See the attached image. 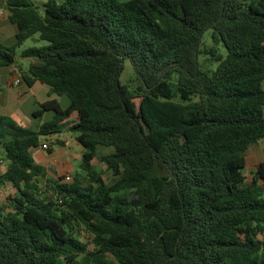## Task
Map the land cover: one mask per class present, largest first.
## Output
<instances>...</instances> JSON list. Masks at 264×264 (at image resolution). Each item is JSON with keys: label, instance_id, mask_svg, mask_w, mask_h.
<instances>
[{"label": "trees", "instance_id": "obj_1", "mask_svg": "<svg viewBox=\"0 0 264 264\" xmlns=\"http://www.w3.org/2000/svg\"><path fill=\"white\" fill-rule=\"evenodd\" d=\"M5 6L0 66L36 34L19 75L67 104L39 103L52 113L33 129L0 114V264H264V161L243 174L264 138V0ZM61 131L81 147L68 181L30 155Z\"/></svg>", "mask_w": 264, "mask_h": 264}, {"label": "rangeland", "instance_id": "obj_2", "mask_svg": "<svg viewBox=\"0 0 264 264\" xmlns=\"http://www.w3.org/2000/svg\"><path fill=\"white\" fill-rule=\"evenodd\" d=\"M6 0H0V45L2 47L10 48L13 45V33L14 26L6 20ZM40 1V0H33ZM42 1V0H41ZM2 13V14H1ZM207 34V31L203 33V36ZM204 43H208V39H203ZM46 44L45 41L39 40L36 34L26 38L19 46L14 47L15 63L8 66H0V114L10 117L15 123L28 127L35 128L36 125L42 121H46L51 116V110H43L41 113L35 114L39 109V103L43 100L54 97L56 98L60 107H64L67 104L65 96H47V86L40 82H35L33 86H27L20 77L19 70H25L28 60L21 58L19 52L21 49L29 46H42ZM221 51V49H220ZM15 65L17 73H13L10 69ZM214 65H212L213 67ZM12 73V74H11ZM13 78L18 79L16 85H11ZM134 73L131 65L127 59H123L121 63V70L118 75L120 83L127 85L128 88L134 86ZM264 88V82H262ZM55 140L61 141L63 144L58 145ZM40 143H46L47 147L51 148L52 153L46 152L45 148L40 147ZM110 148L98 147L97 153H104L109 151ZM79 145L75 142L73 137L65 132H58L46 136L39 137V144L30 149V155L37 163L42 164L45 167V178H51L56 175H64L66 173L71 174L77 169L80 155ZM69 154V159L64 162L66 167L62 165L64 155ZM246 163L243 168V174L248 175L252 170L250 160L247 159V151L245 153ZM93 165L99 169L103 177L110 179V174L107 172L103 165L97 161L92 160ZM5 166V162L0 160V170ZM60 166V167H59ZM59 168V170H58ZM70 170V171H69ZM43 180L41 183H43ZM2 190L5 192L6 187ZM264 196V191L263 194ZM80 239L86 238V233L80 232Z\"/></svg>", "mask_w": 264, "mask_h": 264}, {"label": "crops", "instance_id": "obj_3", "mask_svg": "<svg viewBox=\"0 0 264 264\" xmlns=\"http://www.w3.org/2000/svg\"><path fill=\"white\" fill-rule=\"evenodd\" d=\"M41 1V0H40ZM38 1V3L40 2ZM43 1V0H42ZM37 2V1H35ZM2 14V13H1ZM6 14H7V10H6ZM1 29V27H0ZM11 72H15L17 73L16 71V68H15V65H13V67L10 69ZM12 74V73H11ZM18 74V73H17ZM35 82L37 81H34L31 86H33L35 84ZM44 101V100H43ZM74 117V114H71L69 116V119H72ZM61 132H65V133H68L70 134L68 131H61ZM71 135V134H70ZM72 136V135H71ZM79 145V144H78ZM79 148L81 150V147L79 145ZM52 151L49 152V154H51ZM69 154L68 155H64V158H63V163L62 165L64 167H66L67 165H65L64 162H67V159H69ZM247 159L250 160V165L252 167V170L256 167V165L261 162V161H264V138H261L259 139L256 143L254 144H251L248 149H247ZM245 163H246V157H245ZM245 165V164H244ZM60 167V166H59ZM59 170V168H58ZM70 171V170H69Z\"/></svg>", "mask_w": 264, "mask_h": 264}, {"label": "built area", "instance_id": "obj_4", "mask_svg": "<svg viewBox=\"0 0 264 264\" xmlns=\"http://www.w3.org/2000/svg\"><path fill=\"white\" fill-rule=\"evenodd\" d=\"M17 82H18V79L13 78V80H12V82H11V85H16ZM40 147H42V148H46V147H47V146H46V143H40ZM69 179H70V175H69V173H66V174L63 175V180H64V181H68Z\"/></svg>", "mask_w": 264, "mask_h": 264}, {"label": "water", "instance_id": "obj_5", "mask_svg": "<svg viewBox=\"0 0 264 264\" xmlns=\"http://www.w3.org/2000/svg\"><path fill=\"white\" fill-rule=\"evenodd\" d=\"M119 62H121V59L119 60Z\"/></svg>", "mask_w": 264, "mask_h": 264}]
</instances>
